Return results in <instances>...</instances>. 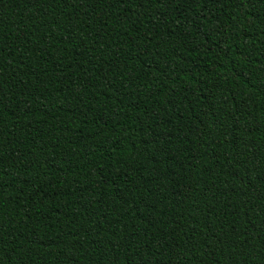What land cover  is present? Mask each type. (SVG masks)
I'll return each instance as SVG.
<instances>
[{
  "label": "trees",
  "instance_id": "obj_1",
  "mask_svg": "<svg viewBox=\"0 0 264 264\" xmlns=\"http://www.w3.org/2000/svg\"><path fill=\"white\" fill-rule=\"evenodd\" d=\"M0 264H264V0H0Z\"/></svg>",
  "mask_w": 264,
  "mask_h": 264
}]
</instances>
